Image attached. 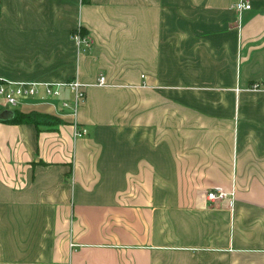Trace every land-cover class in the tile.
Here are the masks:
<instances>
[{"label":"crops","instance_id":"obj_1","mask_svg":"<svg viewBox=\"0 0 264 264\" xmlns=\"http://www.w3.org/2000/svg\"><path fill=\"white\" fill-rule=\"evenodd\" d=\"M238 1L0 0V81L85 85L75 118L0 108L59 117L0 120V264H264V0Z\"/></svg>","mask_w":264,"mask_h":264},{"label":"built area","instance_id":"obj_2","mask_svg":"<svg viewBox=\"0 0 264 264\" xmlns=\"http://www.w3.org/2000/svg\"><path fill=\"white\" fill-rule=\"evenodd\" d=\"M235 7L239 10L249 9L250 4L246 0H239ZM81 29L77 28L73 32V39L76 44V49H87L90 46L91 38L88 34L82 35ZM105 76L99 75L97 84H105ZM84 84L77 78L67 80H29V81H0V108H9L19 106L24 103L26 99L38 97L43 103H49L54 107L57 113L67 111L68 116L75 118L77 109L81 105L84 97L85 90ZM252 89L258 88L255 83ZM67 89L71 95V100L61 99L62 91ZM51 100H59L57 103L59 107L52 103ZM60 114V113H59ZM73 136L74 138L83 137L88 133V129L73 123ZM233 192H226L222 188H214L207 193V197L211 200L222 199L232 194Z\"/></svg>","mask_w":264,"mask_h":264},{"label":"trees","instance_id":"obj_3","mask_svg":"<svg viewBox=\"0 0 264 264\" xmlns=\"http://www.w3.org/2000/svg\"><path fill=\"white\" fill-rule=\"evenodd\" d=\"M87 1L88 0H82L83 3H86ZM80 31L82 35L85 34L83 30H80ZM49 118L56 119L55 122L57 123L59 122V117L56 115H52V114L46 115V114L39 113L37 111L22 112L17 109L14 111V116L10 120L14 122H32L38 127V125H41V124H48L49 122L47 120Z\"/></svg>","mask_w":264,"mask_h":264},{"label":"water","instance_id":"obj_4","mask_svg":"<svg viewBox=\"0 0 264 264\" xmlns=\"http://www.w3.org/2000/svg\"><path fill=\"white\" fill-rule=\"evenodd\" d=\"M14 115V112L10 109H4L0 112V120H8L12 118Z\"/></svg>","mask_w":264,"mask_h":264},{"label":"rangeland","instance_id":"obj_5","mask_svg":"<svg viewBox=\"0 0 264 264\" xmlns=\"http://www.w3.org/2000/svg\"><path fill=\"white\" fill-rule=\"evenodd\" d=\"M85 34H87V33H85ZM85 34H84V35H85ZM77 51H78V52H79V51L83 52L84 50H82V48H80V49L77 50ZM26 100H27V99H26ZM26 100H25V101H26Z\"/></svg>","mask_w":264,"mask_h":264}]
</instances>
